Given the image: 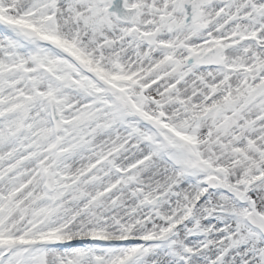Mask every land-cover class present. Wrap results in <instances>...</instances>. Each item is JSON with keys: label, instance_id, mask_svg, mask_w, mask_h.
Listing matches in <instances>:
<instances>
[{"label": "snow or ice", "instance_id": "1", "mask_svg": "<svg viewBox=\"0 0 264 264\" xmlns=\"http://www.w3.org/2000/svg\"><path fill=\"white\" fill-rule=\"evenodd\" d=\"M0 264H264V0H0Z\"/></svg>", "mask_w": 264, "mask_h": 264}]
</instances>
